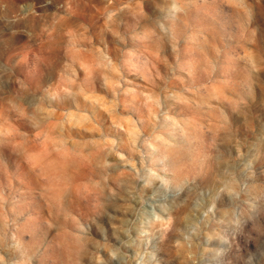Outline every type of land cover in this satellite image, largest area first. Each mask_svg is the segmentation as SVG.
Listing matches in <instances>:
<instances>
[{
	"label": "rangeland",
	"instance_id": "rangeland-1",
	"mask_svg": "<svg viewBox=\"0 0 264 264\" xmlns=\"http://www.w3.org/2000/svg\"><path fill=\"white\" fill-rule=\"evenodd\" d=\"M147 87L159 96L145 99ZM217 90L236 103L220 105L228 126L213 144L201 128ZM103 97L107 110L94 102ZM160 104L174 118L170 195L145 192L142 206L137 184L97 210L77 199L83 231L49 227L34 178L5 154L0 203L20 214L23 248L10 230L0 264H264V0H0V111L26 107L35 167L95 176V125L122 138L115 124Z\"/></svg>",
	"mask_w": 264,
	"mask_h": 264
},
{
	"label": "clouds",
	"instance_id": "clouds-1",
	"mask_svg": "<svg viewBox=\"0 0 264 264\" xmlns=\"http://www.w3.org/2000/svg\"><path fill=\"white\" fill-rule=\"evenodd\" d=\"M89 42H91L90 38ZM97 51L103 52V49L97 48ZM151 55L157 60L161 59L159 50ZM152 67L155 68L156 64L152 63ZM252 68L258 70L255 62H252ZM145 79L149 80L150 84L152 83L149 76H145ZM59 91H64L62 86L54 92V95H57ZM149 94L159 96V93L152 87H147L141 93L145 99ZM92 96L89 93L84 98L92 100ZM215 99L220 102L217 105L215 118L206 128H201L202 132L212 133L213 144L219 132L228 126L227 111L220 105L231 106L236 103L229 95L219 90H217ZM94 102L99 104L101 109L107 110L104 107L105 97ZM112 105L115 107L114 100ZM162 109V104L158 108H148L147 115L140 121L127 117L126 121L129 122L126 123L127 126L114 122L115 126L124 133L122 138L104 135L99 125H95V130L101 133V138L89 141V143L96 145L94 155L103 171L79 181L63 166L52 170L47 164L42 168L33 165L30 153L35 150L34 145L40 137L37 136V132L30 136L28 131L20 126V121L30 119L26 107H16L14 117L0 111V168L7 172L8 164L5 154L12 157L13 163L20 161L38 185L39 196L44 201L47 214L51 218L48 221L49 227H54L52 221L62 220L65 223L74 224L83 231L82 217L72 208L73 202L77 199L89 209L97 210L101 207V197L106 193L113 198L126 196L129 187L137 190V184L141 185L139 191L142 206L148 203L144 200L145 192L157 195L159 198L170 195V187L175 177L166 178L168 169L164 163L168 160L173 148L174 130L168 122L174 118L165 114ZM129 126L136 130L135 134L129 131ZM108 157H115V159L110 160ZM109 169L113 171L109 172ZM110 178L111 184L108 183ZM9 186H11V181ZM6 199L0 195V201H6ZM132 207L128 204L129 209ZM12 212L15 213V208ZM157 219L160 218L157 217ZM19 221L20 214L10 216L9 211L3 207V203H0V245L6 243L11 230L12 239L16 241L17 246L23 248V229ZM167 223H171V217ZM3 260L4 256L0 253V262Z\"/></svg>",
	"mask_w": 264,
	"mask_h": 264
}]
</instances>
